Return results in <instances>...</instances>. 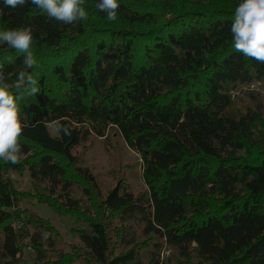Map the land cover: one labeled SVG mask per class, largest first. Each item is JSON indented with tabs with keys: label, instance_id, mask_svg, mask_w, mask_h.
Masks as SVG:
<instances>
[{
	"label": "trees",
	"instance_id": "16d2710c",
	"mask_svg": "<svg viewBox=\"0 0 264 264\" xmlns=\"http://www.w3.org/2000/svg\"><path fill=\"white\" fill-rule=\"evenodd\" d=\"M241 2L118 0L110 22L86 0L88 19L74 24L31 0L4 9L0 30L33 26L36 65L0 45V71L13 85L32 73L39 91L12 89L28 127L20 162L0 159V264H25V249L32 264H264V119L228 112L230 86L264 80V63L233 47ZM109 128L139 157L143 192L102 195L79 166L74 150ZM23 171L44 185L38 203L84 225L81 246L63 253L48 219L20 208L28 194L9 176ZM162 246L176 259L160 257Z\"/></svg>",
	"mask_w": 264,
	"mask_h": 264
},
{
	"label": "clouds",
	"instance_id": "9594fccd",
	"mask_svg": "<svg viewBox=\"0 0 264 264\" xmlns=\"http://www.w3.org/2000/svg\"><path fill=\"white\" fill-rule=\"evenodd\" d=\"M27 2L28 0H3L0 17L8 14L4 11L5 8L14 10ZM85 2L86 0H31L33 5L46 12L50 18L64 24L88 19ZM119 7L118 0H98L96 4V8L105 13L110 22L117 20ZM230 31L233 47L237 52L258 63H264V0H242L235 9ZM33 41L34 28L31 25L0 30V45H7L8 48L23 53L25 68L36 65L32 51ZM9 78L10 75L6 77L0 71V159L15 165L20 162L23 154L19 138L28 125L21 122L19 101L23 99V94L14 95L12 89L15 87L19 90L23 85L28 95H33L38 93L39 88L36 87L35 76L27 71L19 72L15 85L6 82ZM65 133L68 134L67 129Z\"/></svg>",
	"mask_w": 264,
	"mask_h": 264
},
{
	"label": "rangeland",
	"instance_id": "374dc122",
	"mask_svg": "<svg viewBox=\"0 0 264 264\" xmlns=\"http://www.w3.org/2000/svg\"><path fill=\"white\" fill-rule=\"evenodd\" d=\"M228 89L231 98L229 113L242 116L246 113L257 112L264 119V80L254 81L249 85L230 86ZM47 128L51 134H56L55 124H50ZM74 153L79 166L86 168L93 175L102 195L116 185H124L127 190L135 194L144 191L142 163L139 157L126 147L114 128H109L103 138L91 137L88 142L78 146ZM9 178L19 193L28 194L21 200L20 208L36 217L48 219L49 224L59 235V247L63 253H69L71 247L81 246L77 230L82 229L84 225L69 217L58 216L49 207L38 203L32 196L36 195L37 191H41L44 185L39 187L38 184L33 183L26 171L21 174L13 173ZM136 237L137 241H144L139 234ZM153 242L156 241L151 240L150 243ZM149 251H151L150 247L140 251V258L143 262L148 260ZM160 257H168L169 261L176 259L173 251L166 246L161 247ZM33 259V253L25 249L23 262L32 264ZM70 264H84V262L77 259Z\"/></svg>",
	"mask_w": 264,
	"mask_h": 264
}]
</instances>
